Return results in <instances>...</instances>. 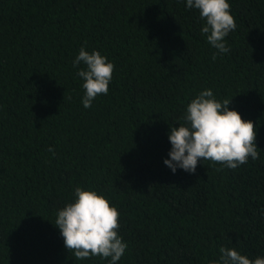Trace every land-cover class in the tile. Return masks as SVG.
Wrapping results in <instances>:
<instances>
[{"label":"trees","instance_id":"16d2710c","mask_svg":"<svg viewBox=\"0 0 264 264\" xmlns=\"http://www.w3.org/2000/svg\"><path fill=\"white\" fill-rule=\"evenodd\" d=\"M227 2L221 55L186 0H0V264H110L76 260L55 226L77 187L119 212L117 264L264 258V0ZM81 47L114 64L90 108ZM209 89L254 123L259 159L173 173L171 127Z\"/></svg>","mask_w":264,"mask_h":264},{"label":"clouds","instance_id":"9594fccd","mask_svg":"<svg viewBox=\"0 0 264 264\" xmlns=\"http://www.w3.org/2000/svg\"><path fill=\"white\" fill-rule=\"evenodd\" d=\"M186 7L199 10L200 19L206 21L201 34H206L207 42L221 55L229 52L225 37L235 30L236 23L227 0H186ZM216 58L217 53H213V61ZM81 62L85 68L79 70L77 75L84 81L82 104L90 108L98 95L108 94L114 64L108 62L100 52L90 54L83 47L73 67ZM230 102L227 99L222 103L217 101L209 89L200 92L188 104L183 123L171 127L168 136L172 147L168 154L170 159L164 160V164L173 173L177 168L195 173L201 160L236 169L246 164L249 157L253 161L259 159L254 123L244 121L238 112L229 110ZM74 196V202L58 211L55 221L65 247L73 252L76 260L99 256L110 258V264H117L127 248L118 235L119 212L95 191L77 187ZM219 251V260L211 264H264V258L250 260L234 248L221 247Z\"/></svg>","mask_w":264,"mask_h":264}]
</instances>
